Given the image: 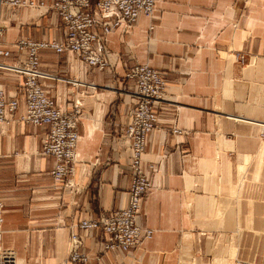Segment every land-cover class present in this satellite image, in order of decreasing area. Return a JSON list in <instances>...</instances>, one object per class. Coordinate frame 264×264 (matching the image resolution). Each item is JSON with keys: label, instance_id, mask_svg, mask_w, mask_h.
Returning a JSON list of instances; mask_svg holds the SVG:
<instances>
[{"label": "crops", "instance_id": "1", "mask_svg": "<svg viewBox=\"0 0 264 264\" xmlns=\"http://www.w3.org/2000/svg\"><path fill=\"white\" fill-rule=\"evenodd\" d=\"M23 1L0 9V87L18 101L0 127L2 246L19 264H61L72 231L83 237L92 264H182L193 236L238 223V186L247 177L264 188V0H157L152 17L108 37L113 73L91 69L71 52L41 50L48 96L60 107L78 102L83 112L73 189L54 184L55 161L42 152L48 127L19 120L26 113L23 78L2 67L24 60L20 39L66 40L50 8L57 0ZM237 54L250 61L239 63ZM135 64L163 72L167 83L143 155L151 189L137 215L153 235L130 252H103L102 233L77 224L127 204L130 151L117 136L131 120L133 99L122 81Z\"/></svg>", "mask_w": 264, "mask_h": 264}, {"label": "built area", "instance_id": "2", "mask_svg": "<svg viewBox=\"0 0 264 264\" xmlns=\"http://www.w3.org/2000/svg\"><path fill=\"white\" fill-rule=\"evenodd\" d=\"M5 5L20 7L27 3L23 0H0V9ZM156 7L157 0H57L50 8L61 17L66 40L60 43L20 39L15 45L25 52L24 60L11 67L2 66L23 78L26 113L19 120L26 124L48 127L42 152L55 161L51 177L57 188L75 187L73 179L80 139L78 126L83 112L78 102L60 107L48 96L41 79L50 76L40 70L41 50L53 49L58 54L71 52L91 69L109 70L113 73L114 64L107 47L108 37L124 25H135L142 15L152 17ZM236 58L241 64L250 61L243 54H237ZM70 82L73 85L78 83ZM124 82V91L133 99L131 120L120 129L117 136L121 147L130 151L132 183L127 204L110 215L84 219L77 224L78 230L102 233L103 252H130L153 235L151 229L137 225V215L142 201L151 189L142 167L143 155L147 150L148 136L157 128L156 106L165 99L167 83L165 74L148 64L132 66L123 77L122 83ZM126 83H130V86L127 87ZM17 108V99H7L0 87V127L7 123V113H15ZM2 207L0 201V264H19L15 251L2 246ZM92 261L89 253L84 250L83 237L72 231L68 256L61 264H92Z\"/></svg>", "mask_w": 264, "mask_h": 264}, {"label": "rangeland", "instance_id": "3", "mask_svg": "<svg viewBox=\"0 0 264 264\" xmlns=\"http://www.w3.org/2000/svg\"><path fill=\"white\" fill-rule=\"evenodd\" d=\"M245 178L237 188L238 223L218 234L193 236L182 264H264V188Z\"/></svg>", "mask_w": 264, "mask_h": 264}]
</instances>
